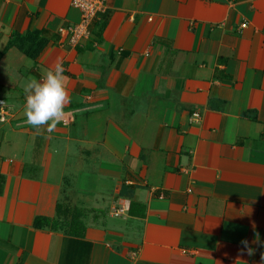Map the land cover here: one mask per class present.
<instances>
[{
    "label": "crops",
    "instance_id": "1",
    "mask_svg": "<svg viewBox=\"0 0 264 264\" xmlns=\"http://www.w3.org/2000/svg\"><path fill=\"white\" fill-rule=\"evenodd\" d=\"M72 2L0 0V264H264V0H106L77 45ZM57 59L49 133L23 89Z\"/></svg>",
    "mask_w": 264,
    "mask_h": 264
},
{
    "label": "clouds",
    "instance_id": "2",
    "mask_svg": "<svg viewBox=\"0 0 264 264\" xmlns=\"http://www.w3.org/2000/svg\"><path fill=\"white\" fill-rule=\"evenodd\" d=\"M64 72L63 62L57 59L39 79H29L24 85L23 114L26 123L37 130L44 127L51 133L64 115V108L70 100ZM241 244L249 254L252 253L247 240H242Z\"/></svg>",
    "mask_w": 264,
    "mask_h": 264
},
{
    "label": "built area",
    "instance_id": "3",
    "mask_svg": "<svg viewBox=\"0 0 264 264\" xmlns=\"http://www.w3.org/2000/svg\"><path fill=\"white\" fill-rule=\"evenodd\" d=\"M106 0H73V6L78 8L82 13L81 22L70 28L71 38L70 43L73 45L79 44L82 38H87L90 35L89 27L94 18L105 9ZM245 26V25H243ZM12 116V108L4 100H0V123H5ZM201 118L198 112L193 113L192 119L199 121ZM121 211L114 212V216L120 215Z\"/></svg>",
    "mask_w": 264,
    "mask_h": 264
},
{
    "label": "trees",
    "instance_id": "4",
    "mask_svg": "<svg viewBox=\"0 0 264 264\" xmlns=\"http://www.w3.org/2000/svg\"><path fill=\"white\" fill-rule=\"evenodd\" d=\"M57 217L63 218L64 222L59 223L57 220H50L47 218L39 219L41 225L51 224L53 229H59L66 227L69 231L77 236H82L85 231V225L82 217L83 212L79 209L73 210L68 206L59 205L57 207ZM70 218V219H69Z\"/></svg>",
    "mask_w": 264,
    "mask_h": 264
}]
</instances>
